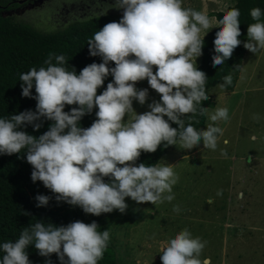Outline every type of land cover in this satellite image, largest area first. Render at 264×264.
I'll return each instance as SVG.
<instances>
[{
	"label": "clouds",
	"instance_id": "obj_1",
	"mask_svg": "<svg viewBox=\"0 0 264 264\" xmlns=\"http://www.w3.org/2000/svg\"><path fill=\"white\" fill-rule=\"evenodd\" d=\"M112 7L121 10L119 20L104 24L87 40L89 56L99 57V63L87 64L77 74L65 67L64 55L49 53L45 66L19 74L20 95L33 99L35 110L0 116V155L23 150L33 183L41 182L58 204L79 207L93 216L114 210L123 214L126 198L136 204L171 202L178 179L173 165L163 160L137 164L141 153L177 143L184 149L201 144L215 149L222 134L212 123L204 129L193 124L206 111L201 101L208 97L206 74L195 64L211 28L208 15L182 7V0H113ZM248 14L254 22L247 25L243 42L238 39V8L226 10L216 20L213 67L231 58L238 45L253 54L264 49V10L255 6ZM145 79L159 100L138 114L133 101L144 105L149 93L135 85ZM222 79L221 89L232 83L230 74ZM66 105L75 106L64 111ZM94 108L95 119L81 127V119ZM130 113L134 117L126 120ZM208 119L227 120V108L217 107ZM45 121L50 122L47 130L38 136L24 130L31 126L38 131ZM34 199L37 207H46L50 197L37 194ZM173 211H179L177 205ZM98 229L95 220L54 225L35 219L17 238L0 241V264H31L29 245L45 258L43 264H53L52 254L58 264H98L109 240L108 230ZM205 245L184 228L162 244L159 259L161 264H211L210 257L201 258Z\"/></svg>",
	"mask_w": 264,
	"mask_h": 264
},
{
	"label": "rangeland",
	"instance_id": "obj_2",
	"mask_svg": "<svg viewBox=\"0 0 264 264\" xmlns=\"http://www.w3.org/2000/svg\"><path fill=\"white\" fill-rule=\"evenodd\" d=\"M112 4L113 0H36L4 14L49 33L73 21L121 16ZM233 4L234 0H182V7L208 15V32L218 26L211 15ZM135 86L149 93L144 105L133 101L139 114L159 100V94L146 79ZM209 95L213 107L206 110L201 129L209 123L222 129L216 148L201 144L184 149L177 143L160 159L173 165L178 177L172 187L174 199L156 204L130 200L123 214L114 210L102 223L101 230L107 229L114 242L118 264H161L160 247L184 228L206 241L201 258L210 257L211 264H264V49L255 54L245 49L232 91L217 85ZM217 107L227 108V120L208 119ZM133 117L130 113L125 119ZM173 205L179 211L174 212Z\"/></svg>",
	"mask_w": 264,
	"mask_h": 264
},
{
	"label": "trees",
	"instance_id": "obj_3",
	"mask_svg": "<svg viewBox=\"0 0 264 264\" xmlns=\"http://www.w3.org/2000/svg\"><path fill=\"white\" fill-rule=\"evenodd\" d=\"M18 6L16 0H0V116L2 117L27 109L35 110V101L20 95V73L26 72L29 68L45 66L43 61L49 53L64 55L65 67L68 70L74 68L77 74L87 64L99 63V57L89 56L87 40L104 24L118 21L120 18V15H100L82 21H73L57 31L44 33L28 24L15 22L4 14ZM255 6L264 10V0H234V4L225 9L226 11L235 7L240 10L239 29L241 35L238 39L242 42L246 40L247 25L254 22L248 14L249 9ZM225 11L213 13L211 16L217 20ZM261 19H264V16ZM215 31L216 29H213L203 37L202 55L199 56L200 60L197 66L206 74L205 91L208 97L201 101V106L206 110L213 107V101L209 95L210 90L223 83L222 78L225 75L232 76V83L224 89L232 91L245 52L242 44L238 45L231 58L224 64L213 67L211 55ZM110 80L109 76L98 88L97 94H100ZM32 92L34 95V89ZM74 106L66 105L64 111H68L70 107ZM94 119L95 108L92 114L85 115L81 119V127L90 126ZM205 120L206 111L198 116V122H193L194 127L202 128ZM49 123V121H45L43 126L35 132L31 126H27L24 130L33 136H38L47 130ZM170 126L176 127L171 122ZM171 146H158L153 153L142 152L136 163L154 164L160 161ZM30 172L31 166L24 159L23 150L20 154L0 155V241L17 238L23 228L34 223L35 219L54 225H66L75 220L87 224L95 220L99 227L98 230H101L102 223L111 213L93 216L84 214L79 207H72L63 202L58 204L53 194L45 189L41 182L33 183L30 180ZM37 194L50 197L46 207L36 206L34 197ZM127 201L130 199L126 198L125 202ZM114 246V242L109 239L107 248L98 264H118ZM26 252L31 264H43L45 258L40 257L33 246L29 245ZM50 258L53 264H58L55 254H52Z\"/></svg>",
	"mask_w": 264,
	"mask_h": 264
},
{
	"label": "flooded vegetation",
	"instance_id": "obj_4",
	"mask_svg": "<svg viewBox=\"0 0 264 264\" xmlns=\"http://www.w3.org/2000/svg\"><path fill=\"white\" fill-rule=\"evenodd\" d=\"M17 1L18 0H16V4H17ZM36 0H25V1H23V3L22 4H18L19 6L18 7H16V8H14V9H17V8H19V7H24V5L25 6H32V4H34V2H35ZM39 2H41L42 0H38ZM14 9H12V10H14Z\"/></svg>",
	"mask_w": 264,
	"mask_h": 264
},
{
	"label": "water",
	"instance_id": "obj_5",
	"mask_svg": "<svg viewBox=\"0 0 264 264\" xmlns=\"http://www.w3.org/2000/svg\"><path fill=\"white\" fill-rule=\"evenodd\" d=\"M23 1H25V0H18V1H17V4H22Z\"/></svg>",
	"mask_w": 264,
	"mask_h": 264
},
{
	"label": "crops",
	"instance_id": "obj_6",
	"mask_svg": "<svg viewBox=\"0 0 264 264\" xmlns=\"http://www.w3.org/2000/svg\"><path fill=\"white\" fill-rule=\"evenodd\" d=\"M215 19V18H214Z\"/></svg>",
	"mask_w": 264,
	"mask_h": 264
}]
</instances>
